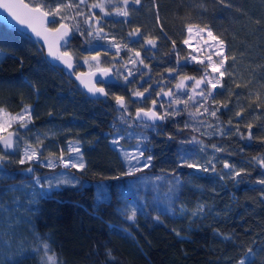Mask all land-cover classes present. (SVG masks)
Wrapping results in <instances>:
<instances>
[{
	"label": "trees",
	"instance_id": "16d2710c",
	"mask_svg": "<svg viewBox=\"0 0 264 264\" xmlns=\"http://www.w3.org/2000/svg\"><path fill=\"white\" fill-rule=\"evenodd\" d=\"M25 1L33 6L40 2ZM92 2L94 0H88ZM109 21L105 30L116 37L115 41L124 43L127 34L136 27H140L145 36L159 37L158 50L142 51V56L150 58L145 60L151 68V79H144L148 81L146 85L159 81L161 75L167 76L166 69L175 65V54L171 55V63L167 55L173 40L182 55L189 52L182 44L187 24L208 25L224 41L231 65L226 81L230 90L242 95L240 102L231 105V112H225L220 120L226 123L230 117L235 119V112L243 106L246 111L240 129L246 134L245 125L253 123L256 138L241 139L234 131L224 137L209 138L190 129L183 136L195 135L205 144L223 147V154L217 155L222 157L217 163V174L227 171L223 169V158H227L237 168L246 167L251 175L236 185L230 179L220 181L218 175L211 172L178 167L180 136L172 141L167 139V133H176V125L169 122L163 129L164 135L147 132L150 139L145 142L151 147L154 159L152 167L144 169L143 175L150 178L155 173H164L163 181L146 187L137 180L141 173H137L136 178L111 179L125 170L119 169L110 151L100 143L117 129H124L123 134L141 132L139 127L128 129L121 123L122 111H118L114 103L115 95L123 94L120 89L127 90L136 83L124 87L121 79L106 99H90L62 69L49 64L37 43L0 20V50L5 53L0 59V106L16 113L22 105H32L36 114L34 130L41 135H51L54 140L49 141L54 145L65 146L69 141L78 140L86 164V171L80 174L76 169L62 166L49 169L35 162L31 166L36 171L27 173L29 164H18L17 158L5 163L9 175L0 173V251L15 254L21 247H34V234L48 238L64 264H235L249 247L264 248V199L261 195L264 186L256 184L264 170L250 163L253 156L264 155V143L258 139L264 136V105L249 114L256 94L264 95V0H155V4L153 0H143L142 6L131 12L130 23H125V18L114 21L111 17ZM58 23L59 18L52 26ZM140 44L130 46L140 50ZM122 54L126 62L130 53L125 50ZM108 64L104 67H111ZM197 67L190 64L181 69V73L198 76L201 72ZM83 70L80 66L75 69ZM236 83L241 85L239 89L235 88ZM30 84L35 85L39 95ZM158 91L160 88L156 87ZM217 99L226 101L228 92ZM187 119V112L177 117L181 123ZM129 142L125 140L123 144ZM229 152L232 155L229 156ZM208 153L213 154L211 148ZM58 171L76 174L82 186L63 185L50 198L38 199L33 204L29 197L34 178L54 175ZM177 173L181 174L179 178L185 187L175 207L185 205L188 209L185 216L161 215L158 223L138 215L136 222L131 223L117 211L127 203L130 212L131 202L143 201L145 197L153 203L155 189L165 195ZM101 188L106 192L110 190V204L97 203ZM197 203L213 211L191 223V212ZM166 206L159 204L161 209ZM30 207L36 210L29 211ZM157 214V210L151 212L152 216ZM110 225L116 226V230ZM225 236L232 239L225 240ZM109 250L111 258L106 255ZM39 261V255L21 258V264H39ZM262 261L264 252L256 257L255 264Z\"/></svg>",
	"mask_w": 264,
	"mask_h": 264
},
{
	"label": "snow or ice",
	"instance_id": "6c2138e0",
	"mask_svg": "<svg viewBox=\"0 0 264 264\" xmlns=\"http://www.w3.org/2000/svg\"><path fill=\"white\" fill-rule=\"evenodd\" d=\"M143 0H94L88 3V0H40L34 6L24 3V0H17L15 3L3 2L0 3V8H4L9 12V15L20 25L31 30L36 37L43 39L44 46L47 47V56L53 60L59 61L66 69L69 76L75 74V79L79 84L86 89L87 93L94 98L105 97L110 95L112 87L117 85L119 80H123L124 87L128 84L139 82L140 86L147 83L144 80L145 75L151 79V68L145 63L146 59H150L147 55L142 56V51L158 50L156 36H145L140 27L134 28L127 36L128 39L124 43H115L116 37L105 31L106 18L122 16L125 18V23H130L131 12L138 10L142 6ZM155 4V0H153ZM55 5L52 7V5ZM115 8V13L109 10ZM98 10V11H96ZM159 9L157 6V23H159ZM58 27H48V25L57 23ZM185 31L188 33V38L183 39L182 44L189 48L186 55H182L176 41H172L169 63H171V55L174 53L176 62L174 66L166 69L167 76L161 75L159 81L155 85L149 84L148 88L143 91L135 90L131 93V97L126 98L124 95H115V103L117 110H123L119 117L122 124L128 129L139 127L141 132L139 136H134L132 132H128L127 137L123 135L124 129H117L111 144L114 150H119L125 162L126 171H121L119 175L112 176L111 179L118 180L121 176H130L136 178L137 173H143L144 169L152 167L154 153L147 147L145 143L150 139L147 132L155 133L156 135H164L163 129L169 122L176 125V133H167V139L172 141L177 135L180 139L177 141V156L179 157L178 167H187L194 169L196 172L217 174V163L222 157L216 156L214 153L225 151L222 146L217 144H205V142L193 135L191 138L183 136L186 130L199 132L201 136L213 137L219 135L221 137L231 134L233 131L239 135L241 139L245 137L252 140L254 137L253 123H247L245 126L248 129L247 133L241 131L240 123L244 119L246 109L241 106L240 110L235 112V119L229 118L226 123L220 120V116L225 112H231V105L240 102L241 93L230 90L226 81V77L230 76L228 64L229 56L226 45L213 30L208 26L186 25ZM161 32L163 27L161 26ZM55 34V40L50 41L49 35ZM79 35L83 38V44L79 50L70 48L73 38ZM143 38V43L140 40ZM197 39L201 43L197 46L193 43V39ZM106 41V43H100ZM140 44V50L134 49L130 45ZM64 50H61V49ZM115 48V54L111 61H104L101 58V51L104 56H109L111 49ZM127 51L133 55L128 56L127 62L123 71L116 67V64L123 59L122 51ZM78 51H87L95 53L83 57L84 64H95V71L88 73H76L75 69L79 66ZM204 53H207L204 55ZM195 62L201 65L202 72L198 76L181 75V69ZM110 63L111 67H102V64ZM130 64L132 67H128ZM148 69V73H144L139 67ZM124 72L127 74L125 75ZM98 74V75H97ZM86 77V78H85ZM139 77V81H137ZM178 79L174 87H168L167 82ZM34 89L36 95H39V90L35 85H29ZM155 87H159L160 91L156 92L155 98L151 100V107L145 108L144 102L151 96ZM241 85L235 84V88L239 89ZM167 89V90H165ZM228 92V99L222 101L217 97ZM147 94V95H146ZM135 98V99H133ZM130 104H138L135 115H132L129 110ZM264 105V95L257 93L252 105L249 106V114L252 111L261 109ZM182 106V107H181ZM254 106V107H253ZM195 109V111H192ZM183 112L188 113V119L181 123L177 120ZM257 114H259L257 112ZM35 110L32 105H22L20 110L12 113L6 107L0 106V173L9 175L5 167L6 162H10L12 157L20 152V141H25V146L16 163L20 165L29 164L26 169L27 173L36 171L32 167L35 162L41 167L55 169L62 166L64 169H76L77 173L83 174L86 171V164L83 161L80 142L69 141L67 149L61 148L59 156L54 152L50 153V158L41 160L43 149L47 147L41 139L39 132H34L37 140L40 143L33 147L28 141L31 137L28 133L34 131V116ZM51 115V113L49 114ZM198 125V126H196ZM235 125V128H233ZM31 126V127H30ZM116 127L115 125L113 126ZM137 139V144L126 150L120 146L121 139ZM264 143V136L258 137ZM213 150V154L208 153V149ZM243 151V149H241ZM145 152L149 154L145 156ZM73 153L77 154L74 160ZM228 155H232L231 152ZM254 162L261 170H264V155L253 156L250 163ZM223 169L220 171L218 179L224 181L230 179L236 185L243 182L245 176H250L251 173L246 167L237 168L236 164L227 158H223ZM181 174H175V179L170 182L168 192L165 194L168 204L164 208H160L159 198H155L153 203H149L147 197L143 201L134 200L131 202V211L129 212L128 204L125 203L122 208L117 211L125 216L127 221L135 223L138 215H143L145 219L151 218L156 222L160 221L161 215L183 217L188 213L185 205L181 204L179 208L175 207L177 201L180 200V194L185 187L180 180ZM165 177H156V181H163ZM139 183L147 184L149 181L145 177L137 178ZM256 184L264 186V171H261L256 179ZM63 185L77 187L81 185L79 177L72 173H56L50 176H38L34 178L30 194L32 203L35 204L38 199L50 198L55 190H58ZM158 187V186H157ZM119 195V194H118ZM262 199H264V187L261 188ZM97 203H109L110 190L104 191L101 188L97 195ZM119 202V201H118ZM19 206V205H18ZM34 208H29V211H35ZM153 210H157L158 214L151 215ZM213 209L208 208L203 203H197L194 211L191 212V223H195V218H202L207 214H211ZM112 230H116V226L110 225ZM178 236L179 232L176 233ZM35 246L31 248L21 247L15 254H5L0 251V264H21V258L29 256H40L39 264H64L52 249L48 238L35 235L33 236ZM225 240H231L230 236H225ZM264 252V248L254 249L249 247L244 257L240 258L238 264H255L256 257ZM106 255L112 257L111 251H107ZM264 264V261L261 262Z\"/></svg>",
	"mask_w": 264,
	"mask_h": 264
},
{
	"label": "rangeland",
	"instance_id": "374dc122",
	"mask_svg": "<svg viewBox=\"0 0 264 264\" xmlns=\"http://www.w3.org/2000/svg\"><path fill=\"white\" fill-rule=\"evenodd\" d=\"M109 10L112 11L113 13H115V8H109ZM133 12H134V10H133ZM111 17H113V20H114V21H118L119 18H124V17H122V16H115V15H113V16H111ZM111 17H108V19L106 18L107 23H111V21H109ZM107 23L105 24V26L108 25ZM185 28H186V26H185ZM105 31H106V30H105ZM184 31H185V29H184ZM185 38H188V33H187L186 31L184 32V37H183V39H185ZM114 42H115V43H123V42H120L119 40H116V41H114ZM100 43H106V41H100ZM193 43H195L197 46H199V44H200L201 42L194 38V39H193ZM82 44H83V38L80 37L79 35H76V36L73 38V40L71 41L70 48H71L72 50H79ZM183 46H184V45H183ZM184 48L188 49V51H189V48H188V47L184 46ZM135 49H136V47H135ZM111 51H113V54L110 53L109 56H104V55L101 54V58H102V60H104V61H106V62L111 61V60H112V56L115 54V51H116V50H115V48H112ZM4 54H5V53H4L3 51L0 50V59L4 56ZM92 54H95V53L93 52V53H89V54H88L87 51H78L79 66L82 67V68H84V71L89 72V71H91V70H95V64H94V63H92L91 65H89V64H84V62H83V57H84V56L92 55ZM121 54H122V53H121ZM206 54H207V53H204V55H206ZM122 55H123V54H122ZM130 55H133V54L130 53L129 56H130ZM126 62H127V61H126ZM126 62H124L123 60H120V61L116 64V67L119 68V69H121V71H123ZM105 64L107 65L108 63H104V64H102V67L106 66ZM120 64H122V65L120 66ZM192 64H193V65H196V67H197V65H199V64H196L195 62H193ZM108 65L111 66L110 63H109ZM127 66H128L129 68L132 67L130 64H128ZM139 67L143 70L144 73H146V72L148 71V69L143 68L142 65H140ZM199 67H201V65H199ZM201 69H202V68H201ZM124 74H127V73L124 72ZM147 77H148V76L146 75V76L143 77V79H145V78H147ZM136 79H137V81H139V77H137ZM166 82H167V81H166ZM155 84H156V82L152 81V85H155ZM146 87H149V84L146 85ZM155 94H156V87H155L154 90L152 91L150 97L155 98ZM149 99H150V98H149ZM196 126H198V125H196ZM34 132H40V131H36V130H34L32 133H31V132L28 133L27 136H30V135H31V136H30V137H31V140L28 141V142L31 143V144L33 145V147H36V146L40 143V141L37 140L36 136L34 135ZM128 132H132L134 136H139V134H140V131H139V132H136V131H128ZM128 132H127V133H124L123 135H124L125 137H127ZM40 134H41V133H40ZM113 135H114V133H113V134H110V135H108V136H106V138H105L100 144H102V146L104 147V149L107 150V152L110 151V153H111L112 156L114 157V160L116 161V165L119 167V169H121V170L123 169V170L126 171L127 169H126V167H125V162H124V160H123V156L120 154L119 150H114V148H113V146H112V144H111V140H112V138H113ZM41 139H43V141H47V142L44 143V145H46L47 147H45V148L43 149L42 156L40 157L41 160H46L47 158H50V153H51V152H54V153L56 154V156L58 157L61 148H65V149H67V145H68V144H66L65 146H63V145H61V144H59V145L55 144V145H54L51 141H49V139H53V140H54V138H53L51 135H41ZM125 140H126V141H130L129 144L124 145V144H123V141H125ZM48 141H49V142H48ZM132 142H134V143H132ZM124 143H125V142H124ZM125 144H126V143H125ZM136 144H137V139H135V138H133V139H131V140H128V139H121V140H120V146L123 147V148L126 149V150H131V148H132L133 146H135ZM24 146H25V141H24V140H21V141H20V152H19L16 156L12 157V159H15V158L18 159V158H19V154L22 153ZM149 149L151 150V147H149ZM81 152H82V148H81ZM212 153H213V150H212ZM82 154H83V156H85L83 152H82ZM148 154H149L148 152H145V156H147ZM214 154H215L216 156L219 155L218 153H214ZM220 154H223V153L221 152ZM72 155H73V158H74V160H75V159L77 158V154H76V153H73ZM83 161H84V163H85V158H84V157H83ZM61 172H64V171H58V173H61ZM162 175H165V174H164V173H155V175H152L150 178L147 176V180H148L149 182H148L147 184H142V185H144V186H146V187H147V186H150V187H151V186H154L156 183L159 182V181H156L155 178H156V177H159V176H162ZM141 177H145V175H143V173H141ZM131 182H132V181H131ZM155 196H156V198H157V197L159 198V201L161 202V203H160L161 205H166V204H168L167 198H166V196H165L162 192H158V191L155 189ZM160 198H161V199H160ZM153 200H154V199H153ZM238 261H239V260H238ZM238 261H237L235 264H238Z\"/></svg>",
	"mask_w": 264,
	"mask_h": 264
},
{
	"label": "water",
	"instance_id": "95a60500",
	"mask_svg": "<svg viewBox=\"0 0 264 264\" xmlns=\"http://www.w3.org/2000/svg\"><path fill=\"white\" fill-rule=\"evenodd\" d=\"M3 2H11V3H15L17 2V0H0V3H3ZM24 3H28L24 0ZM29 4V3H28ZM30 6H33L31 4H29ZM0 20L2 22H4L5 24L11 26V27H14L16 28L17 30H19L20 32H22L23 34H25L28 38L32 39L35 43H37L39 45V47H41L43 53H44V56H45V59L49 62L50 65H52L53 67H57V68H60L63 70L64 74L70 78L71 80H74V82L79 86V88L81 89V91L83 93H85V95L90 98V99H106L105 97H99V98H94L91 96V94L87 93L86 89H84L80 84H79V81H77L75 79V74L69 76L67 74V71L66 69H64V66L60 64L59 61H56V60H53L52 58L48 57L47 56V52H48V49L46 46H44V41L43 39H40L38 37H36L33 33H31V30L30 29H27L25 26L23 25H20L18 24L12 17L11 15H9V12L7 10H5L4 8H0ZM59 26V23L56 24L54 27H58ZM48 27H52V24L51 25H48ZM49 40L50 41H54L55 40V34H50L49 35ZM61 50H64L63 48ZM91 71H95V70H91ZM79 72H84V71H77L76 73H79ZM84 73H88V72H84ZM98 75V74H97ZM86 78V77H85Z\"/></svg>",
	"mask_w": 264,
	"mask_h": 264
},
{
	"label": "flooded vegetation",
	"instance_id": "af4514ba",
	"mask_svg": "<svg viewBox=\"0 0 264 264\" xmlns=\"http://www.w3.org/2000/svg\"><path fill=\"white\" fill-rule=\"evenodd\" d=\"M53 27V26H52ZM198 69H200L199 71L200 72H202V67H197ZM84 71V70H83ZM77 72V71H76ZM84 72H87V71H84ZM126 75V74H125ZM181 75H189V74H186V73H181ZM189 76H193L192 74H190ZM172 82H174L173 84H172ZM178 82V79H174V80H172L171 82H167V84H168V87H174V85H175V83H177ZM170 84H172L171 86H170ZM146 84L145 83H143V86L141 87L140 86V83L139 82H136V84H132L131 86H129L128 88H127V90H125V89H120V91H121V93H123V94H120V95H124V96H126V98H128V97H131V93L133 92V91H135V90H139V91H143L144 90V88H148V87H146L145 86ZM111 92H112V90H111ZM110 92V93H111ZM147 95V94H146ZM133 99H135V98H133ZM151 100L152 99H147L145 102H144V104H143V106L145 107V108H148V107H151ZM114 103H115V99H114ZM116 104V103H115ZM138 106H140V105H138V104H130L129 105V110H130V112H131V114L132 115H135V111H136V107H138ZM117 107V106H116ZM182 107V106H181ZM120 111H123V110H120Z\"/></svg>",
	"mask_w": 264,
	"mask_h": 264
}]
</instances>
